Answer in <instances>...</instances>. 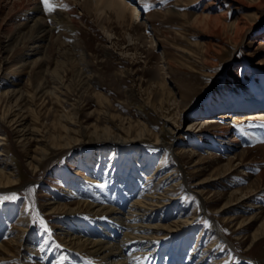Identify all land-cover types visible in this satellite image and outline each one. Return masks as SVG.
I'll use <instances>...</instances> for the list:
<instances>
[{"label":"rangeland","instance_id":"1","mask_svg":"<svg viewBox=\"0 0 264 264\" xmlns=\"http://www.w3.org/2000/svg\"><path fill=\"white\" fill-rule=\"evenodd\" d=\"M126 1L137 9V20L130 19L128 9L120 15L109 9L98 11L96 0H49L50 13L40 0L43 12L37 16L53 28L49 50L29 55L44 61L30 73L32 82L37 76L43 81L41 91L35 81L28 86L29 73L19 76L12 71L18 55L11 57L14 63L4 64L7 53L0 46V94L9 83L29 91L21 104L30 128L35 125L63 142L62 118L75 111L73 124H67L71 128L80 125L93 131L110 126L116 136L140 139L132 150L122 145L95 148L82 144L63 154L62 149L52 148L51 162L43 160L33 171L29 155L34 141L27 151L18 135L10 131L12 127L0 124L5 138L0 150L6 151L0 160L7 161L21 178L12 190L0 191V205L9 211L0 242L17 232V217L25 208L23 226L27 225L28 232L24 237L27 244L31 240L40 257L28 263L15 253L0 264H52L56 259L66 263L67 252L57 241L52 242L63 224L56 216L45 215L42 204L53 199L48 195L64 191L67 176L83 180L88 170L97 168L102 176L118 175L123 181L127 173H135L137 192L143 195L163 194L170 188L166 205L152 222L160 221L161 216L167 224L194 217V228L186 229L185 234L174 233L178 238L171 236L172 232L161 234L167 241L161 250L163 263L171 248L185 262L200 238L198 249L214 246L215 261L264 264V182L259 177L264 171V0ZM208 3L205 11L219 14L221 25L196 21ZM238 4L239 10L235 9ZM17 9L0 11V22ZM237 17H242L240 29L222 28ZM2 37L0 33V40L5 39ZM6 71L11 72L4 83ZM54 89L56 95L44 94ZM143 126L150 131L139 136ZM160 130H164L162 141L150 151L155 143L153 134ZM234 137L238 140L230 142ZM172 171L175 175L160 181ZM199 179L207 180L202 194L195 186ZM178 181L181 184L173 187ZM206 213L215 218L227 240L221 248L216 249L219 237ZM181 242L182 254L177 248Z\"/></svg>","mask_w":264,"mask_h":264},{"label":"bare ground","instance_id":"2","mask_svg":"<svg viewBox=\"0 0 264 264\" xmlns=\"http://www.w3.org/2000/svg\"><path fill=\"white\" fill-rule=\"evenodd\" d=\"M62 1L63 0H58L57 3H61ZM210 3H212V1ZM210 3L203 7L202 15L195 20L207 25L219 26L221 25L220 15H209L208 12L205 11L209 8ZM239 4L235 6V9H241ZM96 6L98 11L109 9L115 11L119 15L123 14L125 9H128L131 13V20L135 21L139 18L137 9L126 0H96ZM9 7H17L18 9L16 11L14 10L15 13L11 12L12 14L8 15V20L6 19L2 23L0 22V33L5 36L2 37L5 39L0 40V46L4 54L7 53V56L3 57L4 64L14 63V59L11 57L13 55H18L19 59L15 61L14 65L12 64L13 70H11L17 72L19 76L25 72L29 73L27 79L28 86H31L35 81L37 90L41 88V91L44 88L43 81L37 76L32 82L30 73L34 67H41L44 61H42V58L34 60L29 55L39 51L47 52L49 50V45L53 36V28L45 22L42 16H37L38 12H43L40 0H4V5L2 6L1 4L0 11L4 12L5 9ZM220 14L222 15L224 13ZM58 15L61 16L60 13H58ZM241 20L242 17H237L231 24L223 25L222 28L226 30L229 27L238 30L240 29ZM44 60L46 59L44 58ZM8 72L10 73L11 71L5 72V76L2 80L4 83ZM59 79L60 78L54 74V80H57L59 83ZM16 86L17 85L14 83H9L8 89L0 94V124L11 126L12 128L10 131L18 135L17 138L26 149L28 145L32 144L31 141H34L35 144L32 149V155H29V165L33 171L40 168V164L43 160H50V151L52 148L62 149L63 154L69 149L82 144H87L95 148L102 147L106 144H110L113 147L122 145L126 146V149L132 150L136 142L140 140L137 138L128 139L126 137L116 136L110 126H105L101 130L96 127L93 131L80 125L77 129L71 128L67 124H73L72 120L76 119V112L73 111L70 117L66 115V117L64 116L62 118L64 121V124L61 125L64 129V135L61 136L63 142H57V136L46 135L35 125V127L33 126V128H30L28 124H26V117L22 112L23 104L21 103L24 99L26 100L29 91L19 87L17 88ZM56 90H46L44 94L54 96L56 95ZM56 99H58V96ZM12 102L13 105H11ZM28 104L29 103L26 105ZM28 110L32 111L30 105ZM234 119L239 121L240 117L235 115ZM148 131L150 130L146 128V126H143L139 130L138 135L144 136ZM162 132H164V130H160L154 134L152 133L155 143L151 144L153 149L150 151L154 150L155 145H158V143L162 141ZM1 135L2 134H0V146L4 144L5 140L4 136ZM237 140V137H234L230 142H235ZM28 150L29 149H27V151ZM130 150L128 151L129 154H131ZM4 152L6 153L5 149L0 150V155H3ZM153 152L150 153L151 156H153ZM130 158L132 160V156ZM86 161L91 162L90 159ZM229 162H232V159H229ZM80 173L79 170L77 174ZM175 173V171L168 173L160 181H167L175 175ZM134 174L133 172L127 173L126 179L123 181L118 178V175H113L111 177L106 175L102 176L98 168L95 171L88 170V176H83V180L76 179V176L73 174L70 178L67 176L65 180L67 187L65 186L66 188L63 189L64 191L57 190L56 194H53V197L48 195V198L53 199L42 204L46 209L44 214L52 217L56 216L63 224H59L60 227H58L60 230L58 229V234L54 235V241L52 240V242L57 241L59 245L65 249L63 252H67L68 255L66 263L60 259L57 260L55 256L53 257L56 259V261L54 260L55 262L52 261V258L50 260L53 262L52 264H223L225 259L214 260L216 258L218 259L212 252L214 246L203 247L201 251L198 249L200 238L197 239L193 250L188 254V259L184 260L185 262L181 261L180 253H174V251H172L173 248L167 253L165 263L162 262L163 253L161 250L167 241L161 234H168L170 232H172L171 236L178 235L174 233L185 234L186 229L191 231L194 228L195 220L194 217H191L183 220L177 219L167 224L162 221L161 216L159 218L160 221L152 222V219L157 216V212H160L161 208L166 205V193H168L170 188H167L163 194L159 192V195L151 193L143 195L137 192L138 182ZM259 177L264 182V171L261 172ZM20 182V174L17 173L13 167L10 168L7 161L3 162L0 160V191H10ZM206 182L207 180L205 179H199L195 183L196 189L200 194L204 192L205 186L203 184ZM179 184H181V181L175 183L173 187ZM236 190L241 192L240 188ZM90 191L91 193L93 192V194H89ZM243 193L245 194V192ZM130 199L131 201L129 202ZM121 205L124 207L122 208ZM259 206L260 205H257V207ZM125 207L128 208L125 212L120 210ZM247 207L252 209L256 208L255 204H247ZM24 211L25 208L19 211L18 220L16 222L19 225L17 227V232H13L10 239L6 242H0V260H8L7 256H13L15 253L20 254L28 263L35 260L37 257L38 250L35 249L36 247L34 248L31 240L30 243L27 244L24 237V233L28 232L27 225L23 226L27 218ZM7 213H9V211L1 204L0 230L3 226L4 217L5 219L8 217ZM206 216L211 219L210 226L211 228H215L217 236L219 237V239H217L219 243L216 244V249L223 247L225 242H227L225 236L220 233L217 225H215V218L208 213H206ZM82 222H84V225ZM107 223H109V225ZM103 224L109 227L99 226ZM160 236L162 237L160 238ZM176 238L178 237L176 236ZM160 242H162L161 245H159ZM172 243H174V241ZM160 246L161 248L158 250ZM177 248L182 254L184 243L181 242ZM34 262L35 264H44L40 263V261ZM49 263L50 262H48V264Z\"/></svg>","mask_w":264,"mask_h":264},{"label":"snow or ice","instance_id":"3","mask_svg":"<svg viewBox=\"0 0 264 264\" xmlns=\"http://www.w3.org/2000/svg\"><path fill=\"white\" fill-rule=\"evenodd\" d=\"M42 4L44 5L45 12H52L53 7L50 5L49 0H42Z\"/></svg>","mask_w":264,"mask_h":264}]
</instances>
